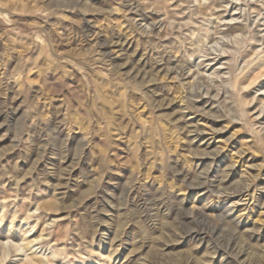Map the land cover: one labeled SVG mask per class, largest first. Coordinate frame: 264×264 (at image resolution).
Returning a JSON list of instances; mask_svg holds the SVG:
<instances>
[{
  "label": "rangeland",
  "instance_id": "rangeland-1",
  "mask_svg": "<svg viewBox=\"0 0 264 264\" xmlns=\"http://www.w3.org/2000/svg\"><path fill=\"white\" fill-rule=\"evenodd\" d=\"M0 264H264V0H0Z\"/></svg>",
  "mask_w": 264,
  "mask_h": 264
}]
</instances>
